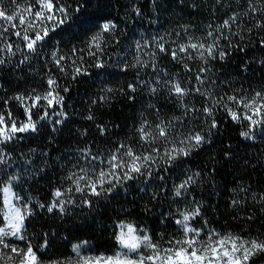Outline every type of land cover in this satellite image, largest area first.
<instances>
[{"label":"snow or ice","instance_id":"6c2138e0","mask_svg":"<svg viewBox=\"0 0 264 264\" xmlns=\"http://www.w3.org/2000/svg\"><path fill=\"white\" fill-rule=\"evenodd\" d=\"M109 4L0 0V264H264V230H252L255 224L264 229V187L241 178L225 186L229 218L217 229L218 221L207 216L217 215L216 205L198 198L217 169L188 167L229 124L241 129L244 141L264 140V57L236 66L242 74L257 73L247 81L226 71L234 55L246 56L250 47L264 51V0H213L209 21L199 30L191 19L162 25L161 0H148L147 15L142 0L104 11ZM179 4L191 10L189 17L200 12V0ZM218 11L225 13L219 21ZM13 81L17 90L9 95ZM86 81L96 89L85 93L86 111H69L73 86ZM25 84L33 86L21 89ZM117 104L127 114L123 123L104 118ZM77 115L86 126L74 128ZM64 130L74 131L81 143H69L55 158L44 142L17 151L41 136L55 143ZM223 155L232 158L231 144ZM30 157L43 165L32 178L51 185L43 198L24 190L19 169L33 165ZM49 159L54 181L46 171L53 168ZM257 163L264 167V153ZM120 197L134 210H118L109 229L111 252L61 237L48 223L36 231L42 217L52 224L65 217L87 220ZM161 201L176 207L146 224L142 217ZM229 220L237 227H229ZM59 239L70 249L52 258Z\"/></svg>","mask_w":264,"mask_h":264},{"label":"trees","instance_id":"16d2710c","mask_svg":"<svg viewBox=\"0 0 264 264\" xmlns=\"http://www.w3.org/2000/svg\"><path fill=\"white\" fill-rule=\"evenodd\" d=\"M188 2L189 0H184L185 5H187ZM126 3L127 0H119V2H117V0H110L109 7L104 9V11L122 9V6ZM212 3L213 0H200V12L189 17L188 13L191 10L187 7L182 8L179 4V0H161V8L159 10L160 23L165 27H168L170 24H174L175 21L180 20L181 18L185 22L191 19V21L196 24L197 30H199L209 21L210 17L207 13V7L211 6ZM142 4L146 7L147 15L148 12L151 11V6L148 4V0H142ZM236 6H238V4L233 5V7ZM119 14L122 16L124 14L123 10H120ZM224 14L225 13L223 11H218L216 15L217 21L223 18ZM143 30H148L147 24H145ZM163 30L164 28L160 29V31ZM252 57H264V51H261L259 48L253 50L250 47L246 56H241L240 54L234 55L226 68V71L232 74V79L247 81L248 79H252L257 74L256 72H253L252 76H248L247 74H242L240 69L236 67L238 64L242 63L243 60L251 59ZM224 70L225 69H222V71ZM8 79L11 81L13 80V77L9 76ZM99 83L100 81L96 82L97 86ZM30 86L33 85H20V88L23 89ZM16 90L17 85L13 81L9 86V95ZM95 91L96 89L93 88L91 81L74 85L73 91L70 94L71 98L68 99V104L71 106L68 110L72 111L75 109L77 113L85 112V105L88 101V95L85 93L91 95L94 94ZM161 102H163L162 99ZM130 112L131 109L128 110V113ZM126 116L127 114L122 112L121 106L117 104L114 105V111L110 112L104 118L114 119L116 123H123L126 120ZM73 121L74 128L86 126L83 124V121L80 120L79 115L74 116ZM240 130L241 129L236 125H227L223 135L215 140L212 147H206L205 150H202L198 156L194 154L192 160L188 163V167L200 169L201 171H206L211 167H215L217 169L215 175L211 177L212 184L205 183L202 189H200V191L203 192V196L198 197L200 199H204L209 204L216 205L213 211L216 212L217 215L213 216L210 212L207 216L210 222L218 221V223L214 224L217 229H220L223 222L229 218V210L225 204L228 196L225 195L223 191L225 186L231 188L234 186L233 181L241 178L243 182H252L253 186L256 188L264 187V167H260L257 163L258 157L261 156V153H264V140H261L258 137L255 145H253L252 142L244 141L239 136ZM73 136L74 131L69 132L68 130H64L63 133L58 134L55 137V143L52 144L46 143L45 136H41L39 140L36 141L25 140L17 148V151L27 152L29 147L37 148L41 142H44L46 150L49 152V156L55 158V156L59 154L58 150L67 148L69 143H81V141L74 139ZM227 144L232 145V158L230 160L225 159L223 155ZM30 159L33 160V165L27 168V171H25L24 165H21L19 169V174L24 176V179L27 181L24 183V190L25 193H30L37 198H43L48 195L51 185L49 184V180L47 178H41L40 176H37L35 179L32 178L30 173L43 165L36 157H30ZM48 163L49 165H53V159H49ZM9 171L11 170L9 169ZM46 171L48 177H51L54 181L57 174L55 166L53 165L51 171H48L47 169ZM15 190L20 191L19 188H15ZM216 192H219V196L223 197V199H219V197L213 195ZM132 195L134 196L135 194L133 193ZM2 196L3 194L0 193V199H2ZM121 207L134 210L133 205L124 203V197H120L117 200L112 201L107 207L101 205L98 214L89 215L87 220H85L82 216H76L75 219L65 217L63 221L56 220L55 224H52L51 220H49L47 216L42 217L36 222V231L39 232L41 230V225L48 223L60 233L61 237L67 236L72 239L73 242L88 240L90 241L92 247H94L98 252L108 253L114 250L111 232L109 229L111 228L112 222L121 214L118 211ZM150 207L152 208L151 215L142 217L143 221L148 225L152 224L153 218L158 215L160 211H165L169 207L174 208L176 205H171L170 203L161 201L159 206L153 204L150 205ZM57 225H59V227H57ZM77 225H79V228H77ZM229 227L235 228L237 225L229 220ZM48 230L49 229L47 227L43 228V231ZM252 230L260 231L264 229H261L260 224H255L252 226ZM167 231H172V229L169 228ZM31 232L32 228L30 227L29 233ZM39 242L38 238L33 240V244H37ZM68 249H70V245H66L63 239H59L58 246L54 245L48 255L52 258L61 257L66 254Z\"/></svg>","mask_w":264,"mask_h":264},{"label":"rangeland","instance_id":"374dc122","mask_svg":"<svg viewBox=\"0 0 264 264\" xmlns=\"http://www.w3.org/2000/svg\"><path fill=\"white\" fill-rule=\"evenodd\" d=\"M14 190H15V188H14ZM16 191V190H15Z\"/></svg>","mask_w":264,"mask_h":264}]
</instances>
